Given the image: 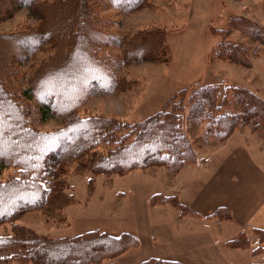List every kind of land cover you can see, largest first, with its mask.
<instances>
[{
	"label": "trees",
	"instance_id": "obj_1",
	"mask_svg": "<svg viewBox=\"0 0 264 264\" xmlns=\"http://www.w3.org/2000/svg\"><path fill=\"white\" fill-rule=\"evenodd\" d=\"M147 1L0 0V23L20 8H28L38 21L35 27L21 25L0 32V177L9 165L17 170L9 179L0 178V223L9 222L13 232L0 234V264H102L138 245L137 237L127 230L118 235L94 229L51 237L17 222L31 210L58 211L76 203L77 196L67 193L74 186L57 176L61 164H75L79 171L106 176L154 166L177 172L196 161V151L184 128L186 121L201 119L216 141L226 139L242 125L255 131L264 129V98L240 85L231 87L240 105L238 111L227 109L229 85L220 100L219 86L196 84L178 89L160 109L143 119L81 113L92 97L112 95L139 83L123 73L126 67L157 61L165 53L171 30L151 27L118 35L99 15L108 6L128 14L150 5ZM230 22L234 27L243 23L244 34L264 42L263 26L245 17L231 18ZM117 23L123 25L121 20ZM212 30L222 38L217 56L238 64L250 63L246 48L225 42L230 29ZM110 49L118 54H111ZM39 52L45 56L37 62ZM26 65L34 69L28 78L30 87L18 90L17 82L27 79L22 68ZM18 93L30 100L29 104L22 103ZM50 118L60 126L40 129ZM151 202L171 204L182 216L199 214L177 195L156 194ZM210 216L231 219V212L220 206ZM254 232L260 243L252 250L262 260L253 264H264V228L255 227ZM227 243L247 249L251 238L242 232ZM139 264L185 263L150 257Z\"/></svg>",
	"mask_w": 264,
	"mask_h": 264
},
{
	"label": "rangeland",
	"instance_id": "obj_2",
	"mask_svg": "<svg viewBox=\"0 0 264 264\" xmlns=\"http://www.w3.org/2000/svg\"><path fill=\"white\" fill-rule=\"evenodd\" d=\"M147 3L150 5L128 14L108 6L99 15L107 21V28L118 35L151 27L171 30L165 41V53L157 61L126 67L123 73L138 79L139 83L112 95L92 97L83 105L82 114L98 112L129 121L143 119L160 109L178 89L196 84L219 86L220 100L229 85L225 94L229 110L240 108L233 86H245L264 98V42L244 34L243 23L234 27L230 22L231 18L245 17L264 27V0H148ZM37 24L28 8H20L14 16L0 23V32ZM212 27L230 29L225 42L246 48L250 63L238 64L217 56L216 48L222 38ZM110 53L118 54L116 49H110ZM44 56L45 53L39 52L37 62ZM22 68L27 79L17 82L18 90L30 87L28 78L34 71L30 65ZM18 97L22 103L29 104L30 100L20 93ZM32 101L35 104L36 101ZM59 126L56 119L50 118L40 129L48 131ZM184 128L196 151V161L198 154L199 160L184 165L193 164L180 169L177 178L170 182L149 174L155 171L173 177L176 172L169 174L163 166L106 176L79 171L75 164L63 163L57 176L74 186L67 193L77 196L76 203L58 211L31 210L17 222L51 237L75 236L94 229L114 235L127 230L137 237V246L102 264H139L150 257L186 264L259 262L261 256L252 249L260 243L254 228H264L259 225L264 224V129L255 131L250 125H242L236 129H241L239 133L243 131V134L231 138L235 129L226 139L216 141L208 135L201 119L186 121ZM203 154L205 160L201 158ZM16 174L17 170L9 165L0 178L9 179ZM160 193L177 195L199 214L182 216L171 204H153L151 198ZM220 206L230 209L231 219L210 216ZM242 232L250 236V248L239 249L227 243ZM12 233L9 222L0 223V234ZM261 244L264 245V241Z\"/></svg>",
	"mask_w": 264,
	"mask_h": 264
},
{
	"label": "crops",
	"instance_id": "obj_3",
	"mask_svg": "<svg viewBox=\"0 0 264 264\" xmlns=\"http://www.w3.org/2000/svg\"><path fill=\"white\" fill-rule=\"evenodd\" d=\"M241 129H236L235 131H234V133H233V135L231 136V138H233L235 135H240V133H242L243 134V131L242 132H240L239 133V131H240ZM244 133H246V132H244ZM247 134H250V135H252L251 133H247ZM254 136V135H253ZM208 142H210V141H208ZM216 150V148L215 149H213V152ZM198 153V152H197ZM201 158H202V160H205L206 159V155L205 154H203V155H201ZM198 160H199V154H198ZM198 160L195 162V163H197L198 162ZM194 163V164H195ZM191 165H193V164H189V165H187L186 167H188V166H191ZM186 167H183L182 169H184V168H186ZM181 169V170H182ZM135 170H137V169H135ZM135 170H133V171H135ZM144 171H146V170H148V171H150L151 169H143ZM180 170V171H181ZM132 171V172H133ZM180 171H178V172H176V173H174V174H172V173H170V172H168L169 174H172V176L173 177H170V175H162V174H157V172H155V171H150V173L149 174H151L152 176H154V178H157V179H159V180H161V179H166V180H168V182H170L171 180H173L174 178H177V175L180 173ZM131 172V173H132ZM159 172V171H158ZM164 174V173H163ZM165 174H167V173H165ZM160 177H163V178H160ZM212 219H214V218H212ZM259 225H262V226H264V224H259ZM247 229V228H246ZM245 229V230H246ZM262 260V259H261ZM260 260V261H261ZM259 261V262H260ZM185 263V262H184ZM186 264V263H185Z\"/></svg>",
	"mask_w": 264,
	"mask_h": 264
}]
</instances>
